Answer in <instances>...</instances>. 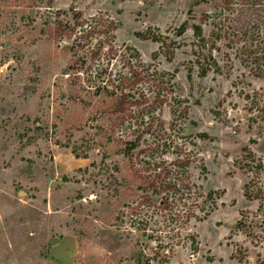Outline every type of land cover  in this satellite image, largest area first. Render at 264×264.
Returning <instances> with one entry per match:
<instances>
[{
  "label": "rangeland",
  "instance_id": "obj_1",
  "mask_svg": "<svg viewBox=\"0 0 264 264\" xmlns=\"http://www.w3.org/2000/svg\"><path fill=\"white\" fill-rule=\"evenodd\" d=\"M194 1L0 0V264L264 263L258 201L243 196L248 177L234 165L243 148L264 150V122L244 98L264 89V78L242 53L264 33V0H231L217 13L225 32L212 55L222 73L204 78L191 30H175L190 10L211 15L221 0ZM73 11L84 34H49L56 19L72 25ZM109 21L106 32L88 31ZM147 32L171 41L173 52L135 36ZM77 59L79 76L62 75ZM131 67L150 75L133 87L137 104L111 131L98 112L105 100L88 86L117 85ZM128 124L141 132L130 159L119 153ZM159 163L158 182L175 186L152 202L125 199L124 179L140 195L135 176L154 175ZM261 183L264 190V174ZM188 189L196 203L183 196ZM208 191L216 208L202 218ZM242 212L249 219L237 228Z\"/></svg>",
  "mask_w": 264,
  "mask_h": 264
},
{
  "label": "trees",
  "instance_id": "obj_2",
  "mask_svg": "<svg viewBox=\"0 0 264 264\" xmlns=\"http://www.w3.org/2000/svg\"><path fill=\"white\" fill-rule=\"evenodd\" d=\"M207 2V0H195L193 6H200L202 4H206ZM230 5L231 0H221L219 2V5H216L214 13L211 15L201 14L200 16H196L195 14H193L192 10H190L188 19L180 24L179 27L175 30V35L179 37L183 36L188 29L191 30L193 37V64L197 68V76L199 78H204L210 71L218 75L222 73V67L218 64V62L212 55L213 50H217V40H219L222 34L225 32L224 28L222 27L223 24L221 20L217 18L218 16L216 15L217 13L218 15H220L225 10V8L228 9V6ZM210 18L211 21H209ZM71 19L73 21L72 25L56 19L57 21L54 23L55 27L53 29L48 28L49 34H53V36L55 37L60 36L61 38L63 35H65L66 31L69 30L72 32L76 27L82 30L81 34H84L85 30L83 28L81 13L78 11H73ZM191 19H193V21L188 24ZM208 21L209 25H211L213 29L210 31L209 36L205 37L202 25ZM111 24L112 22L110 21L108 22V25L103 27H99L96 24L89 27L88 31L103 33L104 30L106 32L111 28ZM81 34L78 36H81ZM243 35L245 36V32ZM135 36L142 40H150L153 43H157L159 45V48H164L165 50H167V53L173 52V49H170V44L172 42L170 41L169 43H166L159 33H135ZM74 48L75 46L65 47L63 52L74 51ZM242 53L248 61L250 70L254 73V75L257 78H264V33H262L261 40L256 44H245ZM135 56H137L136 53ZM81 63L82 62L78 63V59L73 62L67 63L63 68L61 74H69V77H78V73L81 70V67L79 65ZM149 75L150 74H148L147 71H144L142 69L134 70L131 67L129 68V77L121 81L120 83H117V85L112 84L108 80L105 83L104 81H100L98 84L88 86L93 90V95H95L97 98H102L103 100H105L103 101V107L98 110V112L102 113L103 116L107 120H109L111 131L114 130L115 126L120 125L124 121V119L127 118L126 112L128 111L129 107L137 104V100L135 99V95L133 92V87L138 82H141L142 80L149 77ZM121 83L124 86H121ZM244 98L249 102L250 107L257 112L255 114L256 119L264 122V89H261V91H253L251 95L246 94ZM126 129L127 131L121 133L119 137L121 141L123 140L121 145L119 146V153L124 158L130 159L132 151L138 145L141 132L139 131L138 126L133 128V125L131 126L130 124L127 125ZM110 140H112L109 142L110 144L115 142L114 139L110 138ZM234 165L237 166L238 169L248 177V180L243 185V196L247 200L258 201L256 212L262 217V224L264 225V190L261 183V176L264 174V150L262 154L256 155L248 147H245L241 150V154L239 155V157L234 160ZM162 166L163 165L161 163L158 164L156 168H158L159 170L157 173H154V175H148L147 177L135 176L134 180H140L141 182V184L136 188L140 191V195L133 194L132 191L129 190L130 182H127V178L124 179V185H126L127 187L123 191L122 195H125V199L131 196H136L141 197L142 202L144 203L152 202L155 196L160 195V192L164 190L165 187L167 189H169L170 187H174L175 185L170 183V181L168 183H166L165 181L158 182L159 176H161L165 172V168ZM194 194L195 191L194 193H192L188 189L187 194H183V196L192 199L193 203H196L197 200L192 198ZM214 194L215 193L213 191H208L205 194L203 202L209 203L210 208L209 211H206L204 213L202 218L208 216L210 212L216 208L217 197H214ZM159 200H161V202H166L167 198L165 197V200H162V197H160ZM192 215L193 213L191 209H187L181 216L188 219ZM247 219H249V214L242 212L240 220L237 222L236 227L241 228L242 224L246 225ZM196 249L197 247H193L194 251H196ZM137 263L148 264L141 263L139 260L137 261Z\"/></svg>",
  "mask_w": 264,
  "mask_h": 264
}]
</instances>
